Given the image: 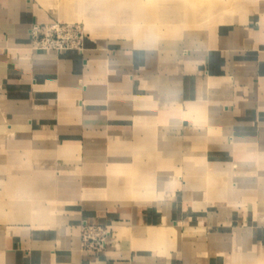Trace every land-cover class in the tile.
Segmentation results:
<instances>
[{
	"label": "crops",
	"instance_id": "0c3cea01",
	"mask_svg": "<svg viewBox=\"0 0 264 264\" xmlns=\"http://www.w3.org/2000/svg\"><path fill=\"white\" fill-rule=\"evenodd\" d=\"M55 20L0 0V264H264V0L155 47Z\"/></svg>",
	"mask_w": 264,
	"mask_h": 264
},
{
	"label": "rangeland",
	"instance_id": "374dc122",
	"mask_svg": "<svg viewBox=\"0 0 264 264\" xmlns=\"http://www.w3.org/2000/svg\"><path fill=\"white\" fill-rule=\"evenodd\" d=\"M38 1L51 8L59 21L79 24L87 35L155 47V43L185 41L184 29L185 32L195 31L213 22L232 20L247 6L261 0H184V3L181 0ZM173 3L177 5H173L176 6L175 13L171 9ZM221 8L225 9L218 13ZM170 11L171 15L166 17ZM206 18L208 21L200 24L201 19ZM173 28L181 29V32L172 33Z\"/></svg>",
	"mask_w": 264,
	"mask_h": 264
},
{
	"label": "built area",
	"instance_id": "2783aa9c",
	"mask_svg": "<svg viewBox=\"0 0 264 264\" xmlns=\"http://www.w3.org/2000/svg\"><path fill=\"white\" fill-rule=\"evenodd\" d=\"M31 36L35 49L83 52L87 34L79 24L55 20L34 23ZM110 234L111 231L106 225L85 222L81 230L82 250L92 255L101 253L108 245Z\"/></svg>",
	"mask_w": 264,
	"mask_h": 264
},
{
	"label": "bare ground",
	"instance_id": "6f19581e",
	"mask_svg": "<svg viewBox=\"0 0 264 264\" xmlns=\"http://www.w3.org/2000/svg\"><path fill=\"white\" fill-rule=\"evenodd\" d=\"M181 2H183L184 3V0H181ZM172 6H171V9H172V11L174 10V13L176 12V10L174 9V8H176V4H171ZM173 5H176V6H173ZM185 6V5H184ZM184 11H185V9H184ZM171 13V11L170 12H168V13H166V17H169V15H171L170 14ZM125 14V13H124ZM172 15H175V14H172ZM165 16V15H164ZM165 17V18H166ZM130 19V18H129ZM149 20V19H148ZM129 22V21H128ZM173 23V22H172ZM126 24V23H125ZM132 24V23H131ZM135 24V23H134ZM182 24H180V26H181ZM113 27V26H112ZM178 28V27H177ZM183 28V25L181 26V29ZM175 28H173V30H172V33H177V32H181V29H180V31H177V29H175ZM141 30V29H140ZM134 31V30H133ZM129 32H132L131 30H129ZM159 32V31H158ZM160 33H161V31H160Z\"/></svg>",
	"mask_w": 264,
	"mask_h": 264
}]
</instances>
